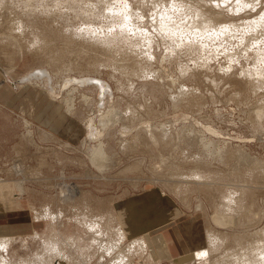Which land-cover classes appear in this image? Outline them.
<instances>
[{
  "label": "rangeland",
  "instance_id": "obj_1",
  "mask_svg": "<svg viewBox=\"0 0 264 264\" xmlns=\"http://www.w3.org/2000/svg\"><path fill=\"white\" fill-rule=\"evenodd\" d=\"M69 1L0 0V79L14 100L0 102V185L40 220L34 233L0 230V256L53 264L54 248L74 257L86 245L89 263L148 264L147 251L127 255L133 242L110 255L111 212L158 189L218 238L185 264H264V0ZM197 13L215 28L193 31ZM163 15L182 21L177 39L161 32ZM23 89L44 103L16 97Z\"/></svg>",
  "mask_w": 264,
  "mask_h": 264
},
{
  "label": "crops",
  "instance_id": "obj_2",
  "mask_svg": "<svg viewBox=\"0 0 264 264\" xmlns=\"http://www.w3.org/2000/svg\"><path fill=\"white\" fill-rule=\"evenodd\" d=\"M1 80L0 102L3 105H0L9 110L14 102L12 89L8 84L1 83ZM26 89L17 93L16 97L27 95L31 103H44L39 92ZM47 118L49 121L46 122L54 128L59 125L54 124V117L48 115ZM32 208L33 203L30 200L17 201L14 198L12 186L0 185V230L13 229L12 233L19 230L34 233L40 220L34 223L30 217ZM112 211L115 225L124 235L122 244L144 241L148 264H181L195 253L206 251L209 247L208 232L203 219L195 214L189 215L177 200L158 189H144L117 199L113 202ZM99 213L104 214L103 211ZM79 246L83 247L86 254L74 257L70 254L68 261L61 264H87L93 259H89L86 245ZM92 252L90 249L91 254ZM97 259L96 261L100 260Z\"/></svg>",
  "mask_w": 264,
  "mask_h": 264
},
{
  "label": "bare ground",
  "instance_id": "obj_3",
  "mask_svg": "<svg viewBox=\"0 0 264 264\" xmlns=\"http://www.w3.org/2000/svg\"><path fill=\"white\" fill-rule=\"evenodd\" d=\"M3 2H4V0H2ZM35 1V0H34ZM75 1V0H74ZM89 1V0H88ZM67 2V1H66ZM70 2V4L71 5H73V6H76V3L74 2V3H71V0L69 1ZM68 2V3H69ZM73 2V1H72ZM90 3V2H89ZM173 3V2H172ZM63 4H64V2H63ZM67 4V3H66ZM88 4V3H87ZM1 5H3L2 3H0V6ZM165 5V4H164ZM171 5V4H170ZM199 6V5H198ZM109 7V6H108ZM3 8V7H2ZM165 8H167V6L165 7ZM171 8H175V10H176V8H177V6L176 5H173ZM186 9H187V7H185ZM189 8V7H188ZM15 9V8H14ZM123 9V8H122ZM159 9V8H158ZM192 10H195V9H193V7L191 8ZM174 10V11H175ZM123 11V10H122ZM126 11V10H125ZM170 11V10H169ZM173 11V10H172ZM187 11V10H186ZM197 10H195V11H193V13H191L192 15H194V12H196ZM199 11V13L200 12H202V11H200V10H198ZM197 11V12H198ZM45 12V11H44ZM124 12V11H123ZM160 12V11H159ZM177 12V11H176ZM188 12V11H187ZM11 13V12H10ZM118 14H119V12H117ZM190 13V12H189ZM120 14H121V12H120ZM198 14V13H197ZM201 14V13H200ZM12 15V14H11ZM187 15V14H186ZM204 15V14H203ZM203 15L201 16V15H195L194 17H195V19L193 20V24H192V26H195V27H190L193 31H194V28L196 29L195 31L198 33V31L200 30H203V29H205L206 31H208V29H210V28H215L214 26L212 27V25H211V23L209 22V21H214V19L213 20H210L209 19V21L206 19V18H204L203 17ZM120 16V15H119ZM187 16H189V15H187ZM186 16V17H187ZM2 17V16H1ZM0 17V18H1ZM128 17V16H127ZM125 18V17H124ZM161 18V17H160ZM191 18V17H190ZM125 19H128V18H125ZM154 19V18H153ZM170 18H168V15L166 16V15H163V20H162V23H161V32L162 33H164L165 35H166V37H168L169 39H172V40H175V39H177V37H179V36H181V33H182V26L183 25H181V20H176V21H173L172 19V21L171 20H169ZM192 19H193V17H192ZM191 19V20H192ZM16 21V20H15ZM128 21V20H127ZM160 21V20H159ZM260 21V20H259ZM124 22H125V24H123V27H122V29H125V26L124 25H127V23H126V21L124 20ZM215 22L216 21H214L213 22V24L215 25ZM189 23V22H188ZM258 24H259V22H257ZM21 24V23H20ZM157 24H158V22H157ZM258 24H255V26L257 27H259V26H261L260 24H261V22H260V24L258 25ZM159 25V24H158ZM211 26V27H210ZM19 27V26H18ZM262 27V26H261ZM11 30H16V25H12L11 27ZM21 28V27H20ZM120 28V27H119ZM128 28V27H127ZM263 28V27H262ZM87 29V28H86ZM264 29V28H263ZM14 30V31H15ZM22 30H23V28H22ZM95 31V30H94ZM124 31V30H123ZM11 32H13V31H11ZM16 32H17V30H16ZM91 32V31H90ZM203 32H205V31H203ZM222 32H223V30H222ZM229 32V31H228ZM13 33H15V32H13ZM94 33V32H93ZM195 33V32H194ZM193 33V34H194ZM206 33V32H205ZM232 33V32H231ZM10 34H12V33H10ZM89 34V33H88ZM90 34H92V33H90ZM196 34V33H195ZM215 34H218L217 32H215ZM14 34H12V36H13ZM22 35V34H21ZM20 35V36H21ZM93 35V34H92ZM122 35V34H121ZM202 35V34H201ZM123 36V35H122ZM218 36V35H217ZM228 36V35H227ZM23 37V36H22ZM116 37V36H115ZM197 37V36H196ZM211 37H213L214 38V36L211 34ZM215 37H216V35H215ZM10 38H11V36H10ZM9 38V39H10ZM42 38V37H41ZM92 38H93V36H92ZM127 38H128V36H127ZM264 38V37H263ZM15 39V38H14ZM39 39V38H38ZM83 39V38H82ZM85 39V38H84ZM105 39V38H104ZM109 39V38H108ZM24 40V39H23ZM43 40L44 39H39V40H35V41H33L32 40V44H31V46H34L35 47V49L36 48H43L44 46H45V42H43ZM88 40H89V37H88ZM120 40V39H119ZM171 40V41H172ZM209 40V39H208ZM260 40V39H259ZM10 41V40H9ZM9 41H8V44H10L9 43ZM100 41V40H99ZM116 41V40H115ZM115 41H110V43L112 42V44L113 45H115ZM121 41V40H120ZM169 41V40H168ZM261 41V40H260ZM98 42V41H97ZM117 42V41H116ZM212 42V41H211ZM258 42V41H257ZM12 43V42H11ZM95 43V42H94ZM119 44H120V42H118ZM172 43V42H171ZM182 43V42H181ZM264 43V42H263ZM47 45V44H46ZM108 45V44H107ZM117 45V44H116ZM169 45V44H168ZM177 46V45H176ZM182 47V46H181ZM2 49V48H1ZM194 49V48H193ZM130 51V50H129ZM262 51V50H261ZM123 52V51H122ZM136 52V51H135ZM133 53V52H132ZM262 53H264V52H262ZM260 55H262V54H260ZM264 55V54H263ZM263 55H262V57H263ZM259 58H261V57H259ZM120 61H122L121 59H119ZM148 60V59H147ZM264 60V59H263ZM114 61V60H113ZM260 62V61H259ZM114 64V63H113ZM120 63H117V64H114V67H115V69H117V67L119 68L120 66ZM56 66V65H55ZM66 66H68V65H66ZM113 66V65H112ZM122 68V67H121ZM121 68L119 69V70H121ZM67 69V68H66ZM149 72V71H148ZM136 73V72H135ZM138 73H140V72H138ZM142 73V72H141ZM147 74V73H146ZM149 75H151L150 74V72L148 73ZM147 74V75H148ZM259 74V73H258ZM138 75V74H137ZM148 75V76H149ZM256 76H259V75H256ZM255 76V77H256ZM252 77H253V75H252ZM104 84V83H103ZM102 83H98V86L100 87V89H101V91L103 92V91H105V86L103 85ZM136 115V114H135ZM102 122H103V120H102ZM98 147V146H97ZM89 149V148H88ZM94 149V148H93ZM90 151V150H89ZM91 155H92V157H96V158H99V159H101V161H102V159H106V156L104 155V152H103V149H102V147H99V148H97V149H95V150H93L92 152H91ZM99 159H98V161H99ZM89 160V159H88ZM95 160H97V159H95ZM93 161V160H92ZM97 161V162H98ZM107 161V160H106ZM99 164H100V162H98ZM102 163H104V162H102ZM23 171V170H22ZM103 179V178H102ZM198 179V178H197ZM64 187V186H63ZM64 197V196H63ZM66 198H67V196H66ZM233 198V197H232ZM66 200V199H65ZM257 221V220H256ZM94 223H96V222H93V225H94ZM89 226H91L92 227V225H89ZM95 226V225H94ZM93 226V228H94V230H95V227ZM87 227H88V224H87ZM93 228L92 229H90V231L92 230V231H94L93 230ZM97 228V227H96ZM116 234V233H115ZM211 234V235H210ZM118 235L120 236V239L118 240V242L117 243H115V245L116 246H114L113 245V247L111 246V248L108 250V249H105V251H107L108 250V252L109 253H111L110 255H112L114 252V249L117 251L118 249H119V247H121V246H119L121 243H122V241L124 240V235H123V233L121 232V230H119L118 231ZM98 236V235H97ZM263 236V235H262ZM208 238H209V248H210V246H212V245H215V243L216 242H218V238L215 236V234L214 235H212V233L210 232V233H208ZM103 240V239H102ZM10 242V239H3V240H0V250L2 251V250H6L7 249V244ZM115 242V241H114ZM260 243V242H259ZM54 244V243H53ZM52 244V245H53ZM103 244V243H102ZM112 244H114L113 242H112ZM101 245V244H100ZM99 245V246H100ZM54 246V245H53ZM57 246V245H56ZM55 246V247H56ZM110 246V245H109ZM52 247V246H51ZM104 247V246H103ZM262 247V246H261ZM54 248V247H53ZM98 248V247H97ZM55 250H56V256H57V253L59 254L58 255V259L60 260V261H56V262H54L53 264H61L62 262H65V261H68V257H66V253L65 252H63L62 253V251L60 250V252H57V249H59L58 247H57V249L56 248H54ZM54 249H52V251L53 252H55V250ZM127 251V255L129 256V254L131 253L132 254V252L133 251H142L143 253L145 252V251H147V247H146V244L144 243V241H142V240H140V241H136V242H133L132 243V245H130L129 246V248H127L126 249ZM259 250V249H258ZM59 251V250H58ZM111 251V252H110ZM87 252H88V250H87ZM113 252V253H112ZM141 252V253H142ZM106 254H109V253H107V252H105ZM205 253H207V250L206 251H203V252H201V253H197V255L195 254V255H192L189 259H186V260H184V262H182L181 264H185V263H189L190 261H192L193 259H194V257L196 258V256H200V255H204ZM65 254V255H64ZM125 254V253H124ZM69 256V255H68ZM125 256L126 255H122V254H119V255H117L115 258H113V261H112V263H110V264H125V262L127 261V259L125 258ZM261 256H263L264 257V253H263V255H261ZM83 257V256H82ZM108 257H109V255H108ZM245 257V256H244ZM151 258V257H150ZM149 258V259H150ZM264 259V258H263ZM72 263V262H71ZM127 263H128V261H127ZM126 263V264H127ZM248 263V262H247ZM261 263V262H260ZM0 264H9V262L5 259V258H3V257H1L0 256ZM50 264H52V263H50ZM129 264V263H128ZM238 264V263H237Z\"/></svg>",
  "mask_w": 264,
  "mask_h": 264
}]
</instances>
